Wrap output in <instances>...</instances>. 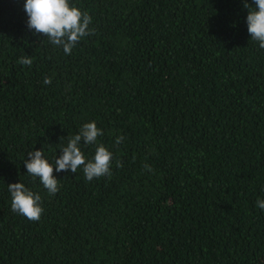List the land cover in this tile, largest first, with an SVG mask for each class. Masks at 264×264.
<instances>
[{
	"label": "trees",
	"instance_id": "16d2710c",
	"mask_svg": "<svg viewBox=\"0 0 264 264\" xmlns=\"http://www.w3.org/2000/svg\"><path fill=\"white\" fill-rule=\"evenodd\" d=\"M70 2L94 34L67 55L26 0H0V264H264V49L244 0ZM91 121L104 134L82 150L103 143L112 175L54 170L50 195L27 153L52 163ZM19 182L39 221L12 211Z\"/></svg>",
	"mask_w": 264,
	"mask_h": 264
},
{
	"label": "clouds",
	"instance_id": "9594fccd",
	"mask_svg": "<svg viewBox=\"0 0 264 264\" xmlns=\"http://www.w3.org/2000/svg\"><path fill=\"white\" fill-rule=\"evenodd\" d=\"M253 4L254 7L248 3V0H244V7L249 10L246 20L248 32L251 40L258 41L259 47L264 49V0H253ZM24 10L28 16V28L46 37L52 45L62 46L67 55L72 53L73 48L82 38L94 34V30L89 28L92 23L91 15L72 4L70 0H26ZM32 63L33 60L29 55L18 60V64L25 66H30ZM51 83V77L44 79V84ZM103 134V129L97 126L96 121L84 123L78 134L68 138L66 146L60 148L63 154L58 158L56 156L52 163L46 158L42 149L28 152L24 161L27 174L38 177L50 195H55L62 187L59 179L54 175V170L57 173L68 170L76 173L83 167L84 176L88 181L102 176L110 177L114 153L109 148L103 143L98 144L91 160L82 150V145H93ZM122 140V136L118 137L116 144L119 145ZM145 168L151 170L148 165H145ZM8 191L11 194L13 212L31 221L40 220L44 208L42 197L38 192H34L22 182L8 185ZM257 207L264 209V200L258 199Z\"/></svg>",
	"mask_w": 264,
	"mask_h": 264
}]
</instances>
